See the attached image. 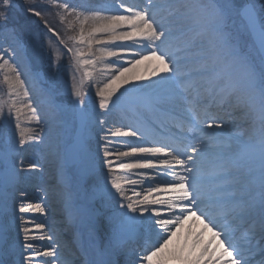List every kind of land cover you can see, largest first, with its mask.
Here are the masks:
<instances>
[{
    "label": "snow or ice",
    "instance_id": "6c2138e0",
    "mask_svg": "<svg viewBox=\"0 0 264 264\" xmlns=\"http://www.w3.org/2000/svg\"><path fill=\"white\" fill-rule=\"evenodd\" d=\"M25 3L27 13L44 19V11L34 7L31 0ZM51 4L63 14L62 19L74 17L75 20V24L71 21L68 24L77 33L70 37L72 46L63 39L60 43L75 57L78 69H83L81 86L74 83L70 93L73 116L82 124L92 118L82 85L88 81L91 90L97 65H102L107 73L106 80L95 85L100 110L98 123L103 133L97 141L96 155H89L81 137L66 141L57 135L52 143L61 159V182L70 185L74 179L81 181L103 174V184L93 185V192L113 208L108 217L109 234L100 243L93 241L94 256L87 264H253L257 257L262 258L259 264H264V3L148 0L141 7L114 0L111 7L96 4L80 9L69 0H51ZM11 7L13 0H0V30L8 27ZM162 8L167 16L158 19ZM233 12L246 22L251 37L249 53L240 51L228 31ZM44 22L48 32L59 39L53 27ZM178 34L185 39L173 50L171 42ZM117 41L127 43H114ZM94 45L100 47L94 50ZM193 50L195 64L191 71H184L182 64L190 59L185 53ZM97 52L100 54L96 55ZM6 54L14 57L16 51L0 50V69L6 70L3 82L8 89L7 97L0 100V118L9 123L15 120L16 133L0 149V161L14 179L20 174L17 162L25 171L39 169L33 162L25 167L24 159L17 161V157L30 142L44 143L45 122L30 99L18 65L5 59ZM106 57L113 59L105 64ZM150 59L158 61L160 67L152 72L156 79L147 87L164 85L168 89L164 95H140L146 86L134 81L144 78L126 75ZM128 85L134 96L124 103L137 110L143 108L156 118L169 105L187 103L190 105L186 109L187 117L181 118L173 134L164 139L146 135L143 125L106 128L104 116L120 107ZM209 98L217 108L228 105L232 111L239 112V120L246 125L242 128L238 124L224 135L211 161L210 146L203 137L210 134L209 129L223 133L228 126L203 105ZM45 103L55 132L63 123L67 109L51 94L46 95ZM25 114L26 123H34L35 127L22 126L20 117ZM210 162L216 171L212 183L230 180L229 196L218 195L222 190L219 184L206 187ZM165 195L167 199L163 198ZM19 212L43 214L45 208L40 202H21ZM190 217L212 233L221 248L219 256L214 258L207 246L196 255L199 236L191 248L186 242L174 243L183 222ZM20 219L22 247L27 255L20 254L19 264H33L38 258L41 264H71L70 260L62 259L54 237L30 235L43 230V223H34L30 229L26 226L28 221L23 216ZM241 225L247 229L245 244L235 241ZM43 240L49 241L47 247L38 243ZM133 243L138 251L130 252ZM206 254L208 258L204 260ZM129 256L130 259L124 260Z\"/></svg>",
    "mask_w": 264,
    "mask_h": 264
},
{
    "label": "rangeland",
    "instance_id": "374dc122",
    "mask_svg": "<svg viewBox=\"0 0 264 264\" xmlns=\"http://www.w3.org/2000/svg\"><path fill=\"white\" fill-rule=\"evenodd\" d=\"M51 1V0H49ZM75 0H69L70 4L73 7H76L77 9H80L82 7H92L95 6L96 4H106L105 0H93L90 4L88 5H79L76 6L74 5ZM76 2V1H75ZM55 7V6H54ZM15 12L17 14H20V7L19 6H14L13 7ZM47 8V7H45ZM55 11H57V14L55 15L58 21V27H57V32L59 39L57 36H54L52 33L48 32V30L44 29H39L36 26V23L32 22L31 20L28 21V17L24 14L23 18H21L17 25H20L18 33L23 34L26 37V40H28L27 43V53H28V58H29V64L27 65L30 72H32L33 76H36L38 78V74H43L44 79V84L46 86V89L48 87L49 93L51 95H54L57 99V102L62 104L67 111L63 115V123L55 130L53 131L52 127V121L51 119L47 120L45 119V131L43 133L44 136V143H35V142H30L28 144V147L30 148H37L38 150L43 148L44 150H41L42 157L45 159L43 163L47 161V164L54 165L55 161L57 160V154L53 150L52 143H53V138L54 136H59L63 138L66 141H70V138L72 136V130H73V124H74V116L72 113V110L70 108L71 104V98H70V93L72 91L73 84L75 83L77 86H81L80 82L83 78V69H78V66L75 61V57L72 54H69L67 52L66 47L60 43V40L63 39L64 41L67 42L68 46H72V40L70 37L76 35L77 33L71 31L68 27L69 22H73L75 24L74 17H67L66 19H62V13L60 10L55 7ZM78 28V25H77ZM15 34L9 32L4 39L0 41V50H3L4 48H13L15 49L16 41H15ZM8 46H4V43H6ZM114 43H123L120 41L114 42ZM15 45V46H14ZM10 46V47H9ZM14 46V47H13ZM100 46L94 45L93 48L94 50ZM106 47L111 48L112 45H107ZM18 49V47H16ZM115 50V49H113ZM85 51L87 49L85 48ZM100 53L97 52L96 55H99ZM14 57H17V52ZM5 59H10V57H7V54L5 55ZM113 58L111 57H106L105 58V64L109 63ZM2 63V61H0ZM5 69H0V100L5 99L7 97V85L4 84L3 82V75L5 74ZM102 76L103 82L106 80L107 73L103 70L102 65H97V71L93 73V80H92V86L91 90L89 91V82L85 81L84 84L82 85V91L87 93L86 100L89 102V104H92L93 102H97L98 104V98L95 96L96 92V84H100L101 79L98 77V75ZM134 76H140L143 77L146 82L147 81H152V78L150 77L149 74H144L141 76V74H136L134 73ZM126 75H131L130 73ZM133 76V75H131ZM73 77L75 79H73ZM143 80V79H142ZM142 82V81H140ZM145 82V83H146ZM134 83H139L138 81H134ZM125 86L126 88L129 87ZM95 96V98H93ZM49 114V112H47ZM5 115H7V110L5 109ZM26 115V114H25ZM25 115H21L20 120H23ZM26 122V121H25ZM22 123V121H21ZM24 126H31L35 127V124H26ZM112 128L111 126H106V128ZM3 130L4 132H7L10 138V142L15 138V120H12L10 123L3 118H0V146L3 148L5 147L2 142V136ZM92 142H88V146L91 145ZM38 170V169H37ZM37 170L35 171H26V177L28 179H33L35 177H38ZM0 173L3 174V169H0ZM32 175V176H31ZM5 178V176H4ZM10 182V181H9ZM75 185L76 190H80L81 188L85 187L88 188L90 184L85 182V180L82 182H78L77 180L72 181ZM71 182V183H72ZM4 180L0 176V190L1 187L4 186ZM80 183L79 185H77ZM93 185L95 183L91 184L90 189L88 194L86 195V199L89 200L90 202H98L99 198L96 196L93 192ZM36 193V192H35ZM80 200V199H79ZM37 202V201H36ZM34 202V203H36ZM41 204L43 202H40ZM101 205H104L103 202H101ZM106 211V210H104ZM32 214L31 216H34L36 213L35 212H27V214H21L23 215H28ZM38 215V213H37ZM21 216H18L19 218ZM46 218H48L46 216ZM109 220H107L108 222ZM109 226V222L107 223Z\"/></svg>",
    "mask_w": 264,
    "mask_h": 264
},
{
    "label": "bare ground",
    "instance_id": "6f19581e",
    "mask_svg": "<svg viewBox=\"0 0 264 264\" xmlns=\"http://www.w3.org/2000/svg\"><path fill=\"white\" fill-rule=\"evenodd\" d=\"M149 63H151V65L148 67V69L146 70L147 72H150L151 73V75H152V72L154 71V70H158V68L160 67L159 66V63L158 62H155L154 60H152V59H150V60H145L142 64H140V65H138V66H136L134 69H133V71H135V70H137L138 68H141L144 64H149ZM121 102H123V100H121ZM95 111H97V109H95ZM96 115H94L93 116V118H92V122H91V130H93L95 127H96V125H94V124H96L97 123V121H96V118H97V115H99V114H97V113H95ZM94 119V120H93ZM89 129H90V126H89ZM23 150V149H22ZM31 157H34V155H32L29 151H27V152H22V154L19 156V158L21 159H24V161H25V164L31 159ZM1 162V161H0ZM35 163H38L37 161L35 162ZM41 164V163H40ZM1 166H3V164L1 165ZM41 166H43L42 164H41ZM56 166H54V165H52L51 166V168H55ZM60 169H61V167H59V168H57V171H56V173L55 172H49V173H51L52 174V177L51 178H49L48 180H52V181H54V183L55 182H57V183H61V178H60ZM17 171H19V173H21V171H22V169H20V167H19V165L17 166ZM8 176H7V178H6V181H8ZM54 183H53V185L51 186V188H55L56 186L54 185ZM21 187V189L23 188V185H20ZM6 187V186H5ZM26 187V185L24 184V188ZM21 189L19 190L18 189V186L15 188V189H12V188H6V190H5V192H4V194H5V196H7L6 195V191L8 192V193H11V196L13 195L15 198H18V195H17V193H18V190H19V194H21V192H23L24 191V189H23V191H21ZM44 191V190H43ZM25 194H28V192L27 191H25L24 192ZM4 201H6V199L4 198L3 199ZM11 203H14V202H17L16 201V199H14V198H11ZM72 197L71 196H69L67 193H65V192H63V197H62V199L60 200V201H56V202H54L56 205H59L58 207H56L57 209H54V212L55 213H57V214H59V212H60V214H61V208L63 207V208H65V209H67V210H70L71 209V206H69V204H72ZM23 202L24 203H30L29 202V198H26L25 200H23ZM69 203V204H68ZM60 210V211H59ZM92 216H93V218H92V220H91V222H92V226L94 227V229H93V231L94 230H100V228H101V226L99 225V224H101L100 222H99V220H98V218H100L98 215H96V213H93L92 214ZM99 223V224H98ZM190 230V229H189ZM99 232H101V231H99ZM192 233V235L194 236V234H193V232H191ZM197 236H199V238H200V232L199 231H196V236H194V240H196V238H197ZM190 238V240L192 239L191 237H189ZM194 240H192V242H191V245H192V243H193V241ZM199 242H200V244L198 243L197 245H196V252L199 250H202L205 246H207L208 247V249L211 247V244L209 243V242H206L205 240H203V241H201L200 239H199ZM0 256H4V254L1 252L0 253Z\"/></svg>",
    "mask_w": 264,
    "mask_h": 264
},
{
    "label": "water",
    "instance_id": "95a60500",
    "mask_svg": "<svg viewBox=\"0 0 264 264\" xmlns=\"http://www.w3.org/2000/svg\"><path fill=\"white\" fill-rule=\"evenodd\" d=\"M83 127H84V123L82 124L80 122V120L78 118H76V129H75V132H74L73 139L75 137H81L82 138Z\"/></svg>",
    "mask_w": 264,
    "mask_h": 264
},
{
    "label": "trees",
    "instance_id": "16d2710c",
    "mask_svg": "<svg viewBox=\"0 0 264 264\" xmlns=\"http://www.w3.org/2000/svg\"><path fill=\"white\" fill-rule=\"evenodd\" d=\"M25 2V1H24Z\"/></svg>",
    "mask_w": 264,
    "mask_h": 264
}]
</instances>
